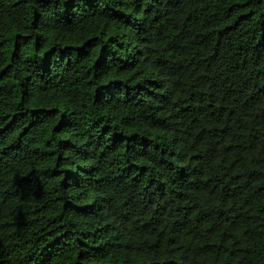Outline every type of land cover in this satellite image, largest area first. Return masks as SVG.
Instances as JSON below:
<instances>
[{"label":"trees","instance_id":"obj_1","mask_svg":"<svg viewBox=\"0 0 264 264\" xmlns=\"http://www.w3.org/2000/svg\"><path fill=\"white\" fill-rule=\"evenodd\" d=\"M0 264H264V0H0Z\"/></svg>","mask_w":264,"mask_h":264}]
</instances>
